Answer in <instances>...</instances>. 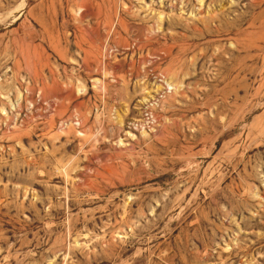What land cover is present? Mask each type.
<instances>
[{
    "label": "rangeland",
    "instance_id": "1",
    "mask_svg": "<svg viewBox=\"0 0 264 264\" xmlns=\"http://www.w3.org/2000/svg\"><path fill=\"white\" fill-rule=\"evenodd\" d=\"M0 264H264V0H0Z\"/></svg>",
    "mask_w": 264,
    "mask_h": 264
},
{
    "label": "built area",
    "instance_id": "2",
    "mask_svg": "<svg viewBox=\"0 0 264 264\" xmlns=\"http://www.w3.org/2000/svg\"><path fill=\"white\" fill-rule=\"evenodd\" d=\"M144 117L138 121H136L135 123H133V127L134 128H141L142 130H144L145 128H151L153 127L152 125L154 124V120L155 118H148L147 113L144 112L143 113ZM151 121V122H150Z\"/></svg>",
    "mask_w": 264,
    "mask_h": 264
}]
</instances>
